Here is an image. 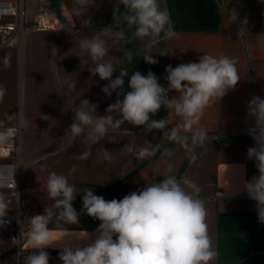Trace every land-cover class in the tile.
Returning <instances> with one entry per match:
<instances>
[{
    "label": "crops",
    "instance_id": "crops-1",
    "mask_svg": "<svg viewBox=\"0 0 264 264\" xmlns=\"http://www.w3.org/2000/svg\"><path fill=\"white\" fill-rule=\"evenodd\" d=\"M7 2H16L21 7L23 27L13 43H6L0 32V86L6 89L0 101V131L19 126V135L18 149L13 153L16 157L0 159V163H18V205L26 217L43 214L44 208L51 207L52 201L41 189L51 172L67 175L69 182L81 192L73 202V207L80 212L78 225H58L55 216L49 224L55 246L45 249L51 257L49 264H62L58 258L61 249L57 247L83 244L88 236L86 232L95 233L100 224L81 211L83 190L91 188L95 195L106 200L122 199L169 174L159 153L139 161L133 153L124 150L123 146L129 143L160 144L162 148L174 149L172 157L163 159L174 165L178 178L186 176L201 189L200 196L208 211L206 222L219 253L213 264H264V223L258 220L256 202L244 190L246 182L259 176L256 161L247 156V149L256 146L247 133L252 125L247 104L253 96L264 99V0H161V5L170 12L178 35L161 42L149 53L157 64L142 59L144 41L132 40L127 45H118L119 51L110 50V55L119 58L120 67L129 75L135 71L147 75L151 71L164 87L168 86L165 79L168 65L198 62L203 54L225 55L237 60L241 80L235 90L204 111L200 123L207 129L208 139L203 147H196L195 162H190L186 150L162 137L159 130L145 133L143 126L133 127L127 122L116 131L110 130L90 148L87 130L71 145L64 137L72 123L71 109L81 99L96 103L99 115H107V107L117 99L115 92L106 96L101 91L109 82L98 75L92 76L87 70L90 63L80 65L77 56H81V50L76 46L82 35H92L113 23L116 0H95L89 9L88 24L84 18L72 14L74 0H0V3ZM233 9L238 19L231 24L229 11ZM120 10L124 11L123 6ZM39 15L53 19L56 28H34ZM245 17L247 31L238 36ZM126 31L130 36L131 31ZM128 50L133 53L132 62L126 57ZM161 51L168 55L160 56ZM118 75L119 69L113 78ZM74 80L76 86L72 87ZM124 87L129 90L127 77ZM177 95L174 90L169 92L170 98ZM41 115L50 117L42 120ZM167 116L168 111L161 107L151 118L158 120ZM169 118L172 121L169 127L181 122L174 112ZM103 149L111 151V160L103 159ZM89 150L88 159L78 158ZM73 166L76 171L70 173ZM4 194L9 205L7 211L14 210L15 198L5 191ZM8 248L6 242L0 246V264H8ZM29 251L25 234L19 246L20 264H24Z\"/></svg>",
    "mask_w": 264,
    "mask_h": 264
},
{
    "label": "clouds",
    "instance_id": "clouds-1",
    "mask_svg": "<svg viewBox=\"0 0 264 264\" xmlns=\"http://www.w3.org/2000/svg\"><path fill=\"white\" fill-rule=\"evenodd\" d=\"M74 3L72 14L84 18V23L88 24L91 20L89 9L95 0H74ZM120 6H123V12ZM229 16L231 24L237 22L238 13L234 9L229 11ZM112 20V24L102 27L99 32L82 35L76 46L84 57L77 56L80 65L90 63L89 73L109 82L101 91L106 96L115 92L117 99L107 107V115L97 113L96 103L81 99L71 109L72 123L65 130L64 137L71 145L87 130L86 141L90 148L110 130L116 131L127 122L133 127L143 126L145 133L159 130L162 137L182 146L190 162H195L198 158L196 147H203L208 139L207 129L200 123L204 111L212 103L220 102L229 91L235 90L241 80L237 60L225 55L203 54L198 62L181 63L176 67L168 65L165 69L168 86L164 87L151 71L147 75L139 71L129 75L120 67L119 58L110 55V50L119 51L118 45H127L132 40L144 41L141 50L145 55L142 59L149 64H157L158 61L149 53L161 42L178 35L168 8L161 5V0H116ZM247 23L245 17L238 36L245 34ZM126 30L131 31L130 36ZM159 55L168 54L161 51ZM126 57L129 62L133 61L131 50L126 52ZM118 69L119 75L113 78ZM126 77L127 91L124 87ZM70 86L75 87L76 80ZM173 90L178 95L170 98L169 92ZM5 94L6 89L0 86V101ZM161 107L168 111L167 118L152 119ZM173 112L181 122L169 127L172 123L169 117ZM247 113L252 117L247 133L256 145L247 149V156L256 161L259 176L246 182L244 190L256 202L258 220L264 223V99L253 96L247 104ZM48 117L41 115L40 119L47 120ZM15 134V128L0 131V149ZM123 148L139 161L156 157L159 153L169 174L122 199L106 200L95 195L91 188L83 190L81 211L99 220L100 224L95 233L86 232L88 236L83 244L57 247L61 249L58 258L62 264H213L219 253L214 248L206 222L208 211L205 200L200 196L201 189L186 176L178 178L174 174V165L163 159L172 157L174 149L162 148L160 144L137 146L134 143ZM102 154L104 160L112 159L111 151L103 149ZM90 155V150L84 151L78 158L86 160ZM75 171L73 166L70 173ZM14 175L15 170L10 165L0 166V190L9 187L10 182L15 185ZM41 189L52 205L44 208L43 214L27 217V243L31 251L24 264H49L51 257L45 249L55 247L49 228L54 216L58 225L79 223L80 212L73 207V202L81 192L69 182L67 175L51 172L41 184ZM16 196L19 201L17 192ZM4 197V192L0 191V226L9 209ZM15 259L20 264L19 253Z\"/></svg>",
    "mask_w": 264,
    "mask_h": 264
},
{
    "label": "built area",
    "instance_id": "built-area-1",
    "mask_svg": "<svg viewBox=\"0 0 264 264\" xmlns=\"http://www.w3.org/2000/svg\"><path fill=\"white\" fill-rule=\"evenodd\" d=\"M23 22L21 17V7L18 3L7 2L0 3V32L3 34L4 41L6 43H13L16 40L17 35H19L22 30ZM34 28L36 29H52L56 28V22L45 15H39L35 19ZM15 128L16 134L9 143L0 149V159L16 157L13 155L14 151L18 149L16 143V138L19 135L18 127ZM10 165L13 170H15L14 180L15 185L9 183V187L2 189L0 191H5V193L16 200V207L14 210L6 212L3 218L4 223L0 226V246L3 243H8V251L10 253L8 264H17L16 256L19 253V246L21 239L28 231L27 217L23 215L19 208V201H17L16 192L19 194V184H20V170L18 163L12 164H1L0 166Z\"/></svg>",
    "mask_w": 264,
    "mask_h": 264
}]
</instances>
